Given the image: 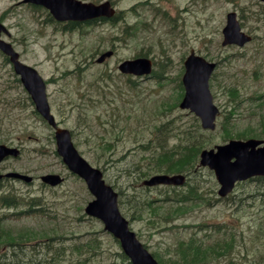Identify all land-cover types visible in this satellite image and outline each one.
I'll use <instances>...</instances> for the list:
<instances>
[{"label": "rangeland", "instance_id": "rangeland-1", "mask_svg": "<svg viewBox=\"0 0 264 264\" xmlns=\"http://www.w3.org/2000/svg\"><path fill=\"white\" fill-rule=\"evenodd\" d=\"M19 1L0 0V22L9 30V35H2L3 38L11 43L23 63L50 80L46 92L58 126L70 131L80 155L104 173L106 182L120 186L122 193L134 194L136 198L142 191V179L152 176L135 171L136 164L142 161L145 164L138 142H147L161 122L172 121L174 128L189 122L192 113L173 104L181 98L183 59L190 49L217 62L209 88L220 113L215 129L206 131L209 142L205 148L236 135H264V2L261 0H109L118 14L114 21L64 29L49 22L45 11ZM229 11L237 13L241 30L253 37L242 47L220 45ZM141 49L143 52H138ZM109 50L111 55L97 63L96 58ZM140 55L152 61L153 69L163 72L161 81L128 77L119 72V63ZM4 59L0 52V141L8 139L0 143L17 146L21 154L0 163V173L15 170L37 177L61 173L66 178L60 186L51 188L41 186L39 179L30 185L5 181L18 194L22 193L27 202L30 197H38L39 203L56 218L26 213L6 217L20 209L0 207V226L13 234L34 231L38 238L31 239L26 246V256L34 255L31 250L34 248L40 250L39 257L47 252L51 257L57 256L53 264H123L118 256L121 253L118 241L103 230L100 221L84 213L85 205L93 197L85 183L72 175L55 155L54 130L29 115V109L17 106L18 93L23 92L14 87L17 76ZM101 73L111 74L102 83L107 89L106 98L99 84H96L98 88L89 84ZM128 78L134 81L131 83ZM82 84L86 87L77 90ZM200 168L196 176L207 178L202 181L200 192L203 196L213 195L210 189L215 186L213 180L217 184L215 177L207 168ZM162 187L145 188L146 197L154 201L140 218L130 216L131 212L137 214L132 208L137 207L133 200L123 208L119 205L129 227L150 252L159 253L163 261L172 264L176 261L172 258L176 240L193 233L191 224L225 222L238 239L241 256L246 257L241 262L250 263L260 249L258 219L264 225V210L259 209L260 205L249 206L248 200L235 206L231 200H220L213 205L202 201L179 214H166L171 209L168 202L159 200L164 192ZM251 187H255L254 183ZM237 191L236 187L229 195ZM207 200L212 198L208 196ZM167 215L170 217L166 218ZM47 233L57 236H53L49 241L51 247L43 252L46 235L41 236ZM88 239L93 240L94 248L85 245L75 250V243ZM4 251L0 246V261L8 260L9 253L4 256Z\"/></svg>", "mask_w": 264, "mask_h": 264}, {"label": "water", "instance_id": "water-1", "mask_svg": "<svg viewBox=\"0 0 264 264\" xmlns=\"http://www.w3.org/2000/svg\"><path fill=\"white\" fill-rule=\"evenodd\" d=\"M41 4L50 9L53 16L59 20L85 21L97 17H111L114 9L108 1L100 4L81 3L76 0H24ZM7 32L0 22V34ZM222 45L234 43L243 45L251 37L240 31L235 13H228L226 25L222 30ZM0 50L9 56L14 72L20 76V81L31 96L35 109L56 127V122L50 112L47 101L45 83L37 71L29 65L19 61L18 53L10 43L0 37ZM111 51L102 53L96 60L102 62L105 57L111 55ZM215 63L207 61L192 50L184 61L185 71L182 76L184 95L179 102V107L189 109L200 119L204 129H214L215 119L218 113L217 106L212 101L208 80L215 68ZM124 73L147 74L151 71V61L147 58H135L124 60L118 66ZM55 140L57 153L63 162L74 173L81 176L94 198L88 202L85 212L90 216L100 219L104 223V229L110 232L120 242L122 251L129 258L131 264H159L153 255L137 239L135 233L129 229L128 221L121 214L117 203V193L102 179V172L92 167L83 159L70 138L67 129L56 128ZM19 150L0 144V161L8 155L18 156ZM199 165L207 166L213 171L218 183L217 194L220 197L230 193L237 181H242L254 176H264V140L248 138L246 140L230 139L226 143L215 145L210 149H202L199 154ZM8 177H14L29 182L32 177L18 172L6 173ZM1 177V175H0ZM44 183L56 185L62 181L58 174H45L41 176ZM186 176L182 173L155 174L142 181L146 186L154 185H183Z\"/></svg>", "mask_w": 264, "mask_h": 264}, {"label": "trees", "instance_id": "trees-1", "mask_svg": "<svg viewBox=\"0 0 264 264\" xmlns=\"http://www.w3.org/2000/svg\"><path fill=\"white\" fill-rule=\"evenodd\" d=\"M4 61L8 62L7 58H5ZM164 61L165 60L162 59V62ZM162 74L163 72L161 70L155 69L152 75L156 79L161 80L163 78ZM95 78H93V81L89 82V84L93 85L94 88H98L96 84H99V87L102 89V96L103 98H106L104 96L107 94V89L102 83H105L108 79H110L111 74L101 73L99 77ZM81 79L82 78L77 81H80ZM13 82H17L14 86L15 88L20 86L17 77H15ZM179 88L181 89L182 95L183 90L180 82ZM22 92L23 94L21 95L19 93L20 96L16 98L17 106L20 109H29V115H31L30 113L37 115L36 112L31 109L30 105L32 102L30 101L29 96L25 93V91L22 90ZM177 103L178 102L174 101L173 106L177 107ZM11 109H13V107ZM172 125V121L161 122L156 126L153 134L148 137L149 139L147 142H138L137 148L141 150V158L145 160V164L144 161L140 162L141 164H136L135 171L138 170V173L142 176L159 172H180L186 174L187 180L183 185L186 188L173 186L162 187L164 192L161 194L162 197L159 200L165 202V204L168 202V206H170L171 209L170 211H166V214H169L170 212L171 214H179L188 206L190 209L202 201L213 205L219 201L215 195V181L213 180L215 185L214 188L212 186L210 189L213 195L208 194V196L212 198V201H209L207 200L208 196H203L202 192H200L203 188L201 183L203 180H207V178L205 179V177L201 176L200 178V176H196L202 170V168H200L197 164V158L200 150L205 148L209 142L208 133L201 128L198 118L193 115L190 116L189 122L180 125V127L174 128ZM247 137L249 136L241 134L232 136L231 138L244 139ZM256 137L264 139V135ZM172 139L174 141H172ZM105 142L109 144L108 141ZM191 181L193 183H190ZM251 183H254V188L251 187ZM4 184L5 183L0 180V191H2L0 192V207L10 209H21L26 207L27 201L24 198L25 196H23L22 193L18 194L10 187H7L4 191ZM112 186L118 191L119 205L122 204L121 208H123L126 204H130V200H133L132 204L137 206H132L137 213H130L132 219L138 217L140 218L146 210L151 209V203L154 200L146 197V189L144 187H141L142 191L135 198L134 194L127 195L126 193H122L123 191L120 186H116L114 183ZM236 187L239 193L229 195L225 197L224 200H231L234 203L233 206L244 200H248L247 205H260L259 209L264 210V176L254 177L240 182ZM160 190L162 191V189ZM125 196H127V199H125ZM39 204L38 197H30V205L27 206L28 209L25 212L35 214L41 211V216H44L45 213L43 212V209H36ZM121 211L123 213V210ZM23 212L24 211H21L20 213ZM10 215L16 216L18 213ZM10 215H6V217ZM169 217L170 216L168 215L166 216V218ZM41 218H50L53 220L56 216L48 215ZM257 224V229L261 230L259 235L260 249L254 254L249 264H264V225L262 226L259 219ZM191 227L193 229V233L176 240L172 253V258H176V261L172 264H243L241 259H246V257L241 256V251L237 247L238 239H236L235 233L231 231L227 223H209L207 221H203V223L191 224ZM44 235H46L45 241L47 245L42 248V251L46 252L51 247L49 241L53 240V238L57 235H48L47 233L43 234L41 237H44ZM37 238L38 237H36L33 230H26L19 233L15 232V234H13L9 231V229L2 228L0 226V246L5 248V251L2 254L5 256L6 253H9L8 260L0 261V264H53L54 258L57 256L51 257L48 252L45 253L44 256L39 257L37 255L40 250L31 248L34 255H25L26 246L30 245L31 239L34 240ZM95 243L97 245L96 239ZM93 244V240L88 239L82 243H75L74 248L75 250H79L81 247L84 248L85 245L88 248H94L95 245ZM97 246L99 248V245ZM153 255L160 264H168L166 260L163 261L159 253L154 252ZM118 256L122 259L123 264H131L122 252L118 253ZM60 258H62V256H60ZM57 264H59V262Z\"/></svg>", "mask_w": 264, "mask_h": 264}, {"label": "flooded vegetation", "instance_id": "flooded-vegetation-1", "mask_svg": "<svg viewBox=\"0 0 264 264\" xmlns=\"http://www.w3.org/2000/svg\"><path fill=\"white\" fill-rule=\"evenodd\" d=\"M38 7V6H36ZM46 10V9H45ZM167 16V15H166ZM50 20L54 21V19L52 17H49ZM101 20H97V21H91V22H86L87 24H97V23H100ZM58 24H65V26H61L62 29L64 28H69V25L72 26V25H79L78 23H73V22H57ZM83 25V24H82ZM173 28H170V30H172Z\"/></svg>", "mask_w": 264, "mask_h": 264}]
</instances>
